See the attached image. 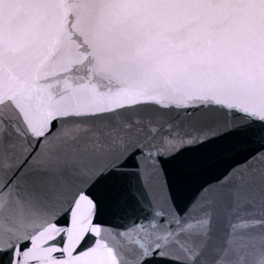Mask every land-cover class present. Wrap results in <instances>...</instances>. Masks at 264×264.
Returning a JSON list of instances; mask_svg holds the SVG:
<instances>
[{"label":"snow or ice","instance_id":"obj_1","mask_svg":"<svg viewBox=\"0 0 264 264\" xmlns=\"http://www.w3.org/2000/svg\"><path fill=\"white\" fill-rule=\"evenodd\" d=\"M0 264H264V0H0Z\"/></svg>","mask_w":264,"mask_h":264}]
</instances>
